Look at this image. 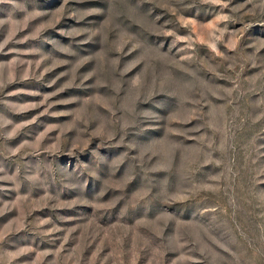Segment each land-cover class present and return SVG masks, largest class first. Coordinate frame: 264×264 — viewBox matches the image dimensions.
<instances>
[{"label":"rangeland","instance_id":"obj_1","mask_svg":"<svg viewBox=\"0 0 264 264\" xmlns=\"http://www.w3.org/2000/svg\"><path fill=\"white\" fill-rule=\"evenodd\" d=\"M0 264H264V0H0Z\"/></svg>","mask_w":264,"mask_h":264}]
</instances>
